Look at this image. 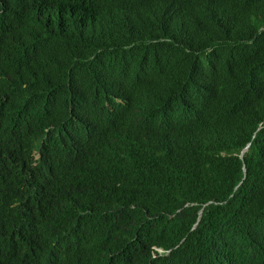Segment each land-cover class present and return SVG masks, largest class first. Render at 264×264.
Masks as SVG:
<instances>
[{"label":"trees","instance_id":"16d2710c","mask_svg":"<svg viewBox=\"0 0 264 264\" xmlns=\"http://www.w3.org/2000/svg\"><path fill=\"white\" fill-rule=\"evenodd\" d=\"M0 264H264V0H0Z\"/></svg>","mask_w":264,"mask_h":264},{"label":"clouds","instance_id":"9594fccd","mask_svg":"<svg viewBox=\"0 0 264 264\" xmlns=\"http://www.w3.org/2000/svg\"><path fill=\"white\" fill-rule=\"evenodd\" d=\"M157 251H161L159 248H155Z\"/></svg>","mask_w":264,"mask_h":264}]
</instances>
